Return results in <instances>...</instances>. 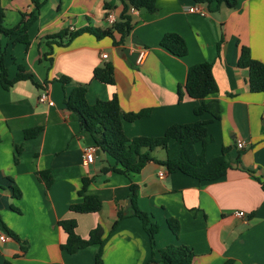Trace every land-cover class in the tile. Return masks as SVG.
Here are the masks:
<instances>
[{"label":"crops","instance_id":"crops-1","mask_svg":"<svg viewBox=\"0 0 264 264\" xmlns=\"http://www.w3.org/2000/svg\"><path fill=\"white\" fill-rule=\"evenodd\" d=\"M39 2L36 7L31 0H0L6 28L19 24L21 13L26 18L35 16L24 32H0V55L7 76L13 78L21 68L39 85L24 79L4 89L0 83V233L7 235L0 241V264L5 259L14 264H94L97 245L74 253L61 249L67 236L59 225L62 219H74L81 238H87L97 225L103 228V264H164L150 257L153 250L157 257L156 250L167 244L190 247L192 264H264V190L243 170L252 168L256 175L264 174V91H250L248 70L237 64L241 46L264 63V0H235L232 7L155 0L154 13H131L132 28L122 43L81 33L64 46L53 45L49 68L43 57L49 49L45 36L84 26L106 27L105 14L112 11L117 17L120 6L118 0ZM195 5L205 15L189 11ZM165 33L183 38L185 55H173L160 45ZM23 35L24 41L20 39ZM141 49L146 53L137 62ZM106 61L113 65V84L92 75L93 68ZM200 62L211 63L218 86L205 98L220 104L216 119L208 112L195 114L201 100L188 96L183 88L188 67ZM59 76L70 81L62 84L55 79ZM77 84L86 85L90 104L116 94L123 112L147 110L140 118L123 120L128 138L160 136L173 123L206 121L205 143H194V151H203L210 160L227 147L231 166L211 181L168 172L158 161L127 175L101 172L102 167L114 166V160L94 145L88 132L80 131L76 114L63 104ZM178 87L183 92L181 101ZM42 90H47L51 105L38 100ZM34 126L41 130L27 138L24 131ZM238 140L243 143L241 148L236 145ZM91 146L95 147L94 159L85 164L83 153ZM151 154L157 160L165 158L160 147ZM161 169L165 174L159 177ZM41 171L51 177L48 187L39 176ZM86 178L91 181L79 194ZM132 183L137 187V207L159 224L152 247L141 220L127 214ZM84 194L97 195L101 209L70 210L69 205L80 202ZM235 210H243L245 216H235ZM117 213L125 216L111 230ZM168 218L177 220V234L169 228Z\"/></svg>","mask_w":264,"mask_h":264},{"label":"trees","instance_id":"trees-1","mask_svg":"<svg viewBox=\"0 0 264 264\" xmlns=\"http://www.w3.org/2000/svg\"><path fill=\"white\" fill-rule=\"evenodd\" d=\"M36 7H39V0H31ZM120 12L116 21L106 27L84 26L76 30H60L45 36L48 51L43 57L48 61V68L51 65L52 47L64 46L74 37L81 33L92 34L95 38L110 37L112 42L120 44L132 28V17L129 8L137 10H146L154 13L157 10L155 0H118ZM199 3L210 4L215 2L216 6L225 3L228 7L234 6L235 0H194ZM35 18L29 14L27 18L21 13L19 24L6 28L3 26L4 10L0 3V32L5 35H13L26 31L28 25ZM19 39V38H18ZM23 41L25 35L22 36ZM160 45L176 56L186 54V44L183 38L177 33H165ZM239 67L248 70L247 82L252 92L264 91V63L253 58L246 46H241L237 59ZM93 78L106 84L114 83L113 65L111 62H103L93 68ZM29 79L35 86H39L31 73L23 72L19 68L13 78H8L4 66L3 57L0 55V83L4 89H8L16 81ZM62 84L70 79L67 76H59ZM185 93L201 103L194 109L195 114L208 112L212 119L219 118L221 111L217 100H205V98L218 90L217 83L212 74V65L209 62H200L190 65L186 72L184 83ZM178 101H181L183 92L181 87L177 88ZM65 108L74 112L77 116L79 129L82 132H88L96 147L104 150L115 162L114 166H105L101 172L108 171L119 172L127 175L128 173H137L150 161H158L165 166L168 172L180 171L188 176L198 180H215L223 176L226 170L231 166V158L228 155V148L222 147L221 153L210 160H206L203 151L196 153L194 143H205L207 134L206 121H193L187 123H173L169 125L160 136H135L128 138L123 130V120L132 121L146 115L147 110L138 112H123L120 109L116 94L108 100L97 99L94 103H88L86 100V85L77 84L65 96L63 102ZM41 130L40 126H34L24 131L27 138L35 136ZM160 147L165 152L163 160H157L151 154V151ZM240 153H238L234 162L239 163ZM118 165V166H117ZM243 170L253 176L264 190V174L256 175L252 168L244 167ZM39 176L44 178L45 185L48 187L51 183V177L48 172L41 171ZM91 179H84L83 187L79 194H83L87 184ZM137 187L136 184H130L128 193V204L130 212L128 215H134L141 220L142 227L148 236L150 246L154 244V236L159 230V224L151 220L150 215L141 211L137 207ZM14 194H19L14 191ZM102 203L95 194H84L80 202L69 205L70 210L80 213L96 212L101 209ZM125 216L123 213H117V219L112 224L111 230L116 226L119 219ZM167 224L174 234H177L179 225L176 219L168 218ZM59 225L66 233V240L61 244V249L68 253H74L76 250L88 245H97L98 250L94 255V264H103L102 247L105 238L103 237V228L100 225L92 228L87 238H81L75 232L76 221L74 219H62ZM12 237H16L12 232H8ZM152 251L151 261L162 262L164 264H192L194 252L185 245L167 244L156 250L157 257ZM2 264H14L12 260L5 259Z\"/></svg>","mask_w":264,"mask_h":264},{"label":"built area","instance_id":"built-area-1","mask_svg":"<svg viewBox=\"0 0 264 264\" xmlns=\"http://www.w3.org/2000/svg\"><path fill=\"white\" fill-rule=\"evenodd\" d=\"M137 11V9L133 8V7H130L129 8V12L130 13H133ZM189 11L191 12H198L200 13L201 15H205L206 11L203 10L202 8L198 7V6H192L189 8ZM117 17L116 15L114 14V12L112 11H108L105 16H104V20L106 21V23L109 25H112L115 21H116ZM145 50L144 49H141L139 52H138V55H137V62H140L141 59L145 56ZM107 57V54L103 53L102 54V58H106ZM38 100L41 101V102H47L48 104H52V101L48 98V92L47 90H42V92L40 93L39 97H38ZM236 145L238 148H241L243 146V143L238 140L236 142ZM94 152H95V147L91 146V147H87L85 150H84V153H83V162L85 164L87 163H90L93 161L94 159ZM158 176L159 177H162L164 174H165V171L164 169H161L158 171ZM233 214L235 216H238V217H244L245 216V212L243 210H235L233 212ZM7 239V235L5 234H2L0 233V241H5Z\"/></svg>","mask_w":264,"mask_h":264},{"label":"rangeland","instance_id":"rangeland-1","mask_svg":"<svg viewBox=\"0 0 264 264\" xmlns=\"http://www.w3.org/2000/svg\"><path fill=\"white\" fill-rule=\"evenodd\" d=\"M155 155H158V153H156Z\"/></svg>","mask_w":264,"mask_h":264}]
</instances>
